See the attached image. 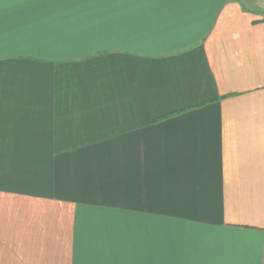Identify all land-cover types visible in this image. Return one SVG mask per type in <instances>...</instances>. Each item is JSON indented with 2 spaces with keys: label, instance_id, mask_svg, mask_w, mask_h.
Returning a JSON list of instances; mask_svg holds the SVG:
<instances>
[{
  "label": "crops",
  "instance_id": "crops-1",
  "mask_svg": "<svg viewBox=\"0 0 264 264\" xmlns=\"http://www.w3.org/2000/svg\"><path fill=\"white\" fill-rule=\"evenodd\" d=\"M0 264H264V0H0Z\"/></svg>",
  "mask_w": 264,
  "mask_h": 264
}]
</instances>
